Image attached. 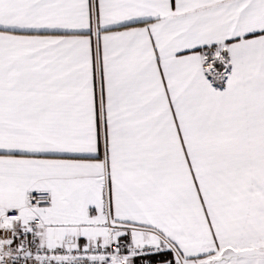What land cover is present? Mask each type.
I'll list each match as a JSON object with an SVG mask.
<instances>
[{"label":"snow or ice","instance_id":"snow-or-ice-1","mask_svg":"<svg viewBox=\"0 0 264 264\" xmlns=\"http://www.w3.org/2000/svg\"><path fill=\"white\" fill-rule=\"evenodd\" d=\"M0 264H264V0H0Z\"/></svg>","mask_w":264,"mask_h":264}]
</instances>
